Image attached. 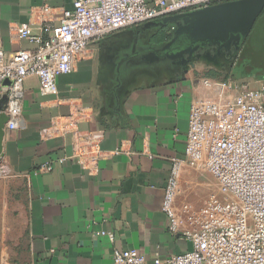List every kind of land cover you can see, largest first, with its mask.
<instances>
[{
    "label": "crops",
    "instance_id": "0c3cea01",
    "mask_svg": "<svg viewBox=\"0 0 264 264\" xmlns=\"http://www.w3.org/2000/svg\"><path fill=\"white\" fill-rule=\"evenodd\" d=\"M75 1L56 0L54 6L71 9ZM42 5L43 0H0V50L7 56L34 48L20 38V28L30 24L39 32ZM136 31L94 43L72 74L58 78L56 96H43L34 76L23 84L21 119L14 130L6 126L1 164L27 184L30 264H113L116 249H135L148 264H168L192 249L182 234L170 233L164 194L179 160L177 208L200 209L213 195L203 193L209 185L199 180L185 151L191 106L213 96L204 80L221 70L201 60L188 67L167 60L161 70L120 77L138 50L130 41ZM6 93L2 86L0 95ZM83 141L101 152L94 165L58 163ZM49 163L52 171L44 169Z\"/></svg>",
    "mask_w": 264,
    "mask_h": 264
},
{
    "label": "built area",
    "instance_id": "2783aa9c",
    "mask_svg": "<svg viewBox=\"0 0 264 264\" xmlns=\"http://www.w3.org/2000/svg\"><path fill=\"white\" fill-rule=\"evenodd\" d=\"M232 1L236 0H76L71 9L60 10L54 6L56 0H43L36 17L39 32L34 33L30 24L20 28V38L34 48L9 56L0 50V89L4 81L11 82L3 86L10 117L7 128L18 127L28 77L38 79L43 96H56L58 78L72 74L94 43L166 17ZM234 83L204 80L213 96L197 99L191 106L186 161L205 166L219 194L211 195L200 209L177 208L183 162H173L163 212L170 233L182 234L192 249L172 256L168 264H264V84L242 89ZM100 157L98 146L83 141L72 156L58 163L73 160L87 168ZM53 168L50 163L44 167ZM9 173L10 168L0 163V176ZM113 264L148 263L135 249H116Z\"/></svg>",
    "mask_w": 264,
    "mask_h": 264
},
{
    "label": "water",
    "instance_id": "95a60500",
    "mask_svg": "<svg viewBox=\"0 0 264 264\" xmlns=\"http://www.w3.org/2000/svg\"><path fill=\"white\" fill-rule=\"evenodd\" d=\"M142 26L171 27L172 39L157 55L179 60L178 64L183 67L192 65L195 53L207 48H214L215 55L209 52L197 59L208 65L218 64L222 51H230L232 47L235 48L232 56L235 60L245 46V52L248 51L257 64L264 55V0L218 3ZM9 85V80L4 81L3 86ZM7 108V97H0V163L4 158L6 126L10 121Z\"/></svg>",
    "mask_w": 264,
    "mask_h": 264
},
{
    "label": "rangeland",
    "instance_id": "374dc122",
    "mask_svg": "<svg viewBox=\"0 0 264 264\" xmlns=\"http://www.w3.org/2000/svg\"><path fill=\"white\" fill-rule=\"evenodd\" d=\"M239 58L240 55L234 62L226 64V71L218 70L216 79L232 80L242 89L260 88L264 84L261 77H240ZM258 64H263L264 67V55ZM191 164L192 168L200 173L199 180L209 185L204 188L203 193L206 196L219 194L218 184L206 167L196 163ZM15 177L11 173L0 176V264H30L26 217V209L30 201L29 192L27 184Z\"/></svg>",
    "mask_w": 264,
    "mask_h": 264
},
{
    "label": "flooded vegetation",
    "instance_id": "af4514ba",
    "mask_svg": "<svg viewBox=\"0 0 264 264\" xmlns=\"http://www.w3.org/2000/svg\"><path fill=\"white\" fill-rule=\"evenodd\" d=\"M166 34L173 36L171 27L141 26L140 28H138V31H136L134 34L135 37L133 36L132 38H130V41L133 43V46L137 45L136 47H138V50L131 53L130 57L127 58L128 60L122 66V69L120 71V77L134 76L136 74V71L143 72L144 70L149 71V69L161 70L165 68L164 62L170 59L159 58L157 54L162 51L163 47L172 39V37L169 40L164 39L163 37ZM209 52L212 55H215L216 53L214 48L199 50L195 53L193 61L198 60L197 57L199 55H204ZM234 54V47H232L230 51H222V54L219 57V63L217 64L213 62L212 64L220 68V70L222 69L223 71H226V64H230L231 62L235 61L234 57H232ZM172 61H175L177 64L179 62V60ZM137 65L141 67L138 68L139 66Z\"/></svg>",
    "mask_w": 264,
    "mask_h": 264
},
{
    "label": "trees",
    "instance_id": "16d2710c",
    "mask_svg": "<svg viewBox=\"0 0 264 264\" xmlns=\"http://www.w3.org/2000/svg\"><path fill=\"white\" fill-rule=\"evenodd\" d=\"M172 36L169 34H166L163 38L164 39H170ZM246 46L244 48V51L241 53L240 58L238 60L239 68H238V74L240 73V77H261L262 80H264V67L263 64L257 65L254 61L253 57L250 55L248 51L245 52ZM251 57V58H249ZM246 60V61H245ZM211 76L216 79V73L211 74ZM222 80V79H217ZM228 80V79H227ZM223 79L222 81H227Z\"/></svg>",
    "mask_w": 264,
    "mask_h": 264
}]
</instances>
